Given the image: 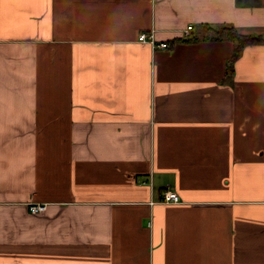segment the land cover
I'll list each match as a JSON object with an SVG mask.
<instances>
[{"label": "crops", "instance_id": "1", "mask_svg": "<svg viewBox=\"0 0 264 264\" xmlns=\"http://www.w3.org/2000/svg\"><path fill=\"white\" fill-rule=\"evenodd\" d=\"M205 25L264 0H0V264H264V43Z\"/></svg>", "mask_w": 264, "mask_h": 264}, {"label": "trees", "instance_id": "2", "mask_svg": "<svg viewBox=\"0 0 264 264\" xmlns=\"http://www.w3.org/2000/svg\"><path fill=\"white\" fill-rule=\"evenodd\" d=\"M208 36L206 39L208 40H227L234 45V52L230 60L227 63V76L234 72V66L236 61L241 55L242 50L249 45L262 44L264 43V35H249L242 34L237 28L233 26H222L219 28H214L209 25L204 26ZM199 37L197 35L192 34L190 39H180L181 43H195L199 41ZM165 190L163 192H166Z\"/></svg>", "mask_w": 264, "mask_h": 264}, {"label": "built area", "instance_id": "3", "mask_svg": "<svg viewBox=\"0 0 264 264\" xmlns=\"http://www.w3.org/2000/svg\"><path fill=\"white\" fill-rule=\"evenodd\" d=\"M193 26H189L186 31L184 32V39H190L192 37L193 34ZM139 42L141 43H150L153 48L155 49H168L169 48V44L166 42H161V43H157L155 40V36L153 33L151 34H146L143 33L139 36ZM164 201L166 203H178L179 202V197L176 193L172 192V191H166L164 193ZM46 210V206L45 205H34L31 207V211L33 213H40V212H44Z\"/></svg>", "mask_w": 264, "mask_h": 264}]
</instances>
